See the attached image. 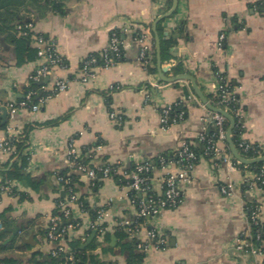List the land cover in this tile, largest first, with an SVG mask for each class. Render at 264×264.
<instances>
[{
    "label": "crops",
    "instance_id": "0c3cea01",
    "mask_svg": "<svg viewBox=\"0 0 264 264\" xmlns=\"http://www.w3.org/2000/svg\"><path fill=\"white\" fill-rule=\"evenodd\" d=\"M168 2L0 0V25L5 17L10 18L13 26L32 22L38 33L55 41L66 59L67 66L57 68L49 81L45 80L47 88L57 78L71 79L70 89L48 99L40 111H32L19 103L15 116H8L6 127L0 128V139L6 136L8 128L23 134L32 128L26 149L30 153L26 172L38 185L34 189L30 183L13 179L0 187L1 239L4 243L15 242L12 250L0 256L18 258L24 264L36 263V257L40 262L45 261L54 245L43 231L56 211L59 198L65 195L58 174L67 170L69 174L81 175L77 192L88 204L87 211L72 205L73 216L82 225L70 229V237L86 236L92 221L90 209L106 206L110 228L108 236L99 239L94 254L104 264H128L124 249L127 240L113 227L118 220L134 214L130 188L109 177L103 179L99 189H93L89 179L69 166L68 148L72 138L79 150L101 141L102 148L92 153L89 165L98 168L121 161L123 169L130 171L136 162L173 152L184 141L194 142L208 128V120L204 119L209 116L208 109L195 100L190 102L185 119L164 127L161 109L182 98L183 89L173 82H159V73H150L138 60L140 45L135 31L151 28L152 33L154 22L172 8L173 4L169 7ZM260 2L264 0H179L177 10L165 18L164 26L168 34L181 22L186 23L188 38L179 39L171 61H184L205 94L217 91L218 77L213 68L225 73L235 84L234 92L240 103L238 112L245 129L243 137L264 148V4ZM115 29L125 33L124 60L100 69L89 84L76 79L83 60L100 53L109 44ZM222 33L227 39L220 48ZM0 41L5 49L3 61H7L0 63V105L8 101L18 103L23 99L31 73L41 61L16 65L13 44L4 35ZM150 82L162 83V86L147 100L145 84ZM114 83L121 89L112 93V104L108 105L107 90ZM111 110L122 113L121 125L112 121ZM58 119V123L50 124ZM218 144L231 151L228 141ZM8 161L16 166L20 164L19 159L9 160L0 146V168ZM248 166L232 168L226 163L216 166L201 157L191 172L192 182L179 185L181 204L153 219V225L167 237L168 246L151 248L144 264H261V256L236 248V241L250 229L248 207L252 203L263 204L264 219V197L254 183L255 171ZM162 174L159 168L154 170L157 191L161 188ZM230 180L236 192L228 197L221 192L220 185ZM5 225L11 230H4Z\"/></svg>",
    "mask_w": 264,
    "mask_h": 264
},
{
    "label": "built area",
    "instance_id": "2783aa9c",
    "mask_svg": "<svg viewBox=\"0 0 264 264\" xmlns=\"http://www.w3.org/2000/svg\"><path fill=\"white\" fill-rule=\"evenodd\" d=\"M19 34L31 36L34 44L38 48V59L41 63L34 69L30 75V79L45 83L47 77L54 75L57 68H64L67 66V61L58 51L55 41L48 39L43 33H38L35 29V25L32 22L19 24L17 26ZM127 30V29H126ZM139 47L138 60L142 66L147 70L149 65L152 64L153 59V36L151 28L146 29L142 32L141 37L136 38ZM227 39V35L222 33L219 37V47L223 48ZM121 45L123 40L120 39L116 29L112 30L110 34L109 44L97 54H91L87 56L76 74V79L84 84L93 82L100 69L106 67H112L117 65L118 61L122 57ZM99 60L103 61L99 64ZM218 77L217 93L218 91L224 90L225 85L221 83L225 78L222 76ZM149 87L146 88V99L151 98V93L158 91L162 83L150 82ZM71 79L69 77L57 78L51 88H47L46 85L43 89L48 92L47 95L41 97L36 103L30 106L32 111H40L47 100L54 95L68 91L70 89ZM121 86L118 83L112 84L108 89H119ZM34 92H28L26 94L27 101L21 103L22 106L28 107V103L32 98ZM230 92L226 91L224 94V100H228ZM192 100L198 101L206 109L205 104L193 94ZM234 100H236L234 98ZM8 109V116L14 117L19 106L16 102L8 101L7 103L0 105ZM221 109V108H220ZM173 111V103L163 107L161 109V123L164 127H168L174 123H179L183 120L185 111H181L175 115H171ZM226 111V110H224ZM209 116L204 118L213 120L216 122L218 127L217 137H208L207 128L198 134L197 139L201 142H206L207 146L204 154L198 155L193 147L194 142L184 141L174 151V157L167 159L164 155L160 154L156 157V160H144L136 162L132 170H124L121 161L116 163H106L101 167L94 168L89 164L82 163L79 158L82 150H79L75 144L74 139L70 140L68 148V163L73 170H78L89 179L93 186L98 177V172L101 173L102 179L109 177H119V181H122L131 190V202L135 207L133 216L118 220L115 224L114 230L118 232H125L130 238L137 240L138 248L144 252H148L151 248H165L168 246L167 237L158 231L153 225V219L161 216L162 213L167 209H175L182 202V193L179 189L180 183L192 182L191 172L194 166L197 164L201 157H206L216 166L221 163H226L230 167L234 168L238 166L235 162V158L231 151H227L219 146L220 141H227L228 127L226 126L227 117L219 112L208 109ZM239 116V122L244 127L243 119ZM110 118L116 125L123 123V115L118 110L110 111ZM244 134V133H243ZM243 134L241 136L240 146L245 151L253 148L252 144L248 142ZM24 134L15 128H8L6 136L0 139V146L4 153L9 156V160L13 161L19 159V153L15 143ZM233 136V133L230 134ZM102 146L99 144L96 147L90 149L89 153L91 157L97 150H100ZM261 157V156H259ZM240 162V161H239ZM158 163V166L156 164ZM246 165V164H244ZM159 168L163 174L159 177L160 190L157 191L154 185V170ZM264 167L261 172L256 173L254 183L260 189L264 197ZM58 179L62 183V190L64 192L63 199H59L57 206L59 213H54L50 219V223L47 227V240L51 242L54 247L51 250L53 255H58L61 252H66L68 247L66 245L65 235L70 229H78L81 227V221L77 220L73 216L72 205H78L83 211H87L88 205L81 200L80 195L75 190L73 185V179L69 176L58 174ZM220 190L225 196H232L236 192V186L233 181H229L225 184L220 185ZM95 216L92 217L90 231H94L95 235L102 239L107 233L110 226L108 225V209L106 206L96 205L94 206ZM263 204L257 203L253 206L248 207V220L250 223V229L247 234L239 238L236 241V248L241 251H247L254 255L262 257L261 264H264V228H255L259 225H264V219L262 217ZM2 224L0 223V229ZM89 235V234H88ZM86 237H84L85 239ZM69 260L75 259V252H70L68 256Z\"/></svg>",
    "mask_w": 264,
    "mask_h": 264
},
{
    "label": "trees",
    "instance_id": "16d2710c",
    "mask_svg": "<svg viewBox=\"0 0 264 264\" xmlns=\"http://www.w3.org/2000/svg\"><path fill=\"white\" fill-rule=\"evenodd\" d=\"M169 7L172 6L173 0H169L168 2ZM260 5H263L264 2H260ZM3 24L0 25V36L4 35L5 40L10 41L14 46V55H15V63L16 65H23L28 62H32L37 60L38 57V48L36 45H34V41L31 38V36L21 35L19 34L17 26L19 24H24L27 22H19L17 25L13 26L10 23V18L5 17L2 19ZM164 21L160 20L156 26L157 34L159 35L161 39V61L162 65L167 67L166 76L168 77H176L181 74H189V71L186 69V65L184 61H171L174 59L173 51L175 47L178 45L180 38H188L186 34V23L181 22L174 30L166 33V28L164 26ZM120 39L123 40L124 32L121 30L116 29ZM153 37H155V33L152 30ZM142 31L137 30L134 33V36L136 38L141 37ZM1 43V41H0ZM122 50V57L118 61L124 60V50L123 45H121ZM3 52H5V49H3L0 45V63L4 64L7 63V61H3L5 59V56L3 55ZM98 58L100 59L99 54H97ZM103 61L99 60V64H101ZM169 62H173L171 65H164ZM152 74L158 73V67H157V49H156V42L155 38H153V59L152 64L149 65L147 69ZM214 73H216L217 76H222L225 79L221 81L222 84L225 85V89L218 91L217 93L213 94H205L208 101L211 105H213L216 108H221L223 110H226L227 113H229L235 120V125L233 128V136L232 140L238 150V152L247 159H254L259 156H264V148L252 144L253 148L249 149V151H245L243 147L240 146L241 143V136L244 133L245 129L242 127V123L239 122V116H237L236 112L240 109V103L237 94H235V84L228 79L227 75L225 73H219L217 70V67L213 68ZM173 84L177 87H181L183 89V96L182 98L178 99L176 102L173 103V111L171 115H175L177 113H180L181 111H185L184 118L185 119L188 115L190 102L192 101L191 96L195 94L192 84L187 79H180L173 82ZM47 85L46 83H40L37 81H34L29 78V83L24 89V96L23 99H19V103L27 101L26 94L28 92H34L32 94V98L28 103V107L32 106L34 103H36L41 97L48 94L47 91L43 89V86ZM145 87H149L148 84H145ZM121 89V87L119 88ZM119 89H108L106 94V99L108 105L112 104V93L115 91H118ZM202 89V88H201ZM203 90V89H202ZM226 91L230 92V96H228V100H224V94ZM204 92V91H203ZM198 97V96H197ZM199 98V97H198ZM234 98L236 100H234ZM59 122L58 120L51 121L50 124H56ZM7 124H2V120H0V128H5ZM231 125V122L229 119H227L226 126L229 128ZM32 128L29 127L27 129V132L20 137V139L15 143L18 153H19V160L20 164L16 166L15 164H11L10 161H8L0 171V177L2 178V182L0 183V187L3 185H6L9 180L18 179L25 183L32 184V187L35 189L38 187L37 181L35 178L31 177L29 173L26 172V168L29 166L30 162V153L26 150L29 146L28 143V136L29 132ZM218 134V127L216 125V122L213 120H210L208 123L207 128V136L208 137H214L216 138ZM101 144V141H98L94 143L91 146H86L83 148L82 153L80 155L79 160L82 163L90 164L92 157L89 153L90 149L96 147L97 145ZM207 143L201 142L198 139L194 141V149L198 155L204 154L206 149ZM167 159H172L174 157V151L173 152H165L162 153ZM156 160V158L154 159ZM235 162L238 164L239 167H245L243 163L239 162L235 159ZM158 166V163L156 164ZM251 168L255 173H260L262 167H264V162H257L253 163L248 166ZM61 175L69 176L73 179V185L75 187V190L77 191V183L80 181L81 175H76L75 173H68V171H62ZM117 180H119V177H115ZM264 178V175L262 176ZM95 186H93V189H99V187L103 184V179L101 177V173L98 172V177L95 181ZM122 183V181H120ZM22 198H25L26 196L23 194L21 195ZM59 199H63V197H60ZM81 200H84L86 203V199L81 197ZM87 204V203H86ZM256 202L252 203L251 206L255 205ZM88 205V204H87ZM56 213H59V208L56 207ZM91 215L94 218L95 211L94 209H90ZM263 229L264 225H259L258 227ZM94 231H89V235L93 234ZM85 234L86 236L82 237H70L69 232L65 235L66 245L68 247L66 252H61L58 255H53L52 251L48 255L45 256V261L40 262L38 261L39 257H36V263L34 264H104L101 262L98 255L94 254V250L98 247L100 244L99 238L95 236V238L91 241V243L88 244L85 248L83 247V244L87 241L89 238V235ZM120 236L127 240L126 244L124 245V249L128 253L127 263L128 264H144V260L146 258L147 253L140 250L137 245V240L130 238L125 232H118ZM43 235L47 236V229L43 231ZM107 237L108 235L105 234ZM0 234V255L5 254L8 250H12L15 247V242H9L4 243L2 242ZM84 237H86L84 239ZM70 252H75V259L69 260L68 256ZM0 264H24V262L18 258L12 257V256H0Z\"/></svg>",
    "mask_w": 264,
    "mask_h": 264
},
{
    "label": "water",
    "instance_id": "95a60500",
    "mask_svg": "<svg viewBox=\"0 0 264 264\" xmlns=\"http://www.w3.org/2000/svg\"><path fill=\"white\" fill-rule=\"evenodd\" d=\"M173 6L172 8L165 14L161 15L160 17H158V19L154 22L153 24V32L155 33V42H156V49H157V67H158V73H159V82H165V83H169V82H174L176 80H180V79H187L191 82L192 87L195 91V93L197 94V96L199 97V99L202 101L203 104L206 105V107L212 111H216L219 113L224 114L231 122V125L228 129V137H227V141L229 143V147L231 150V153L233 154L234 158L238 161H240L243 164L246 165H251L253 163H257V162H264V156L261 157H257L254 159H247L244 158L237 150L232 137L230 136V134L233 131L234 125H235V120L234 118L227 113L226 111H224L223 109L220 108H216L213 105L210 104V102L208 101L206 95L204 94L203 90L201 89V87L199 86L196 78L191 75V74H181L178 75L176 77H168L166 76V71H167V67L162 65V61H161V39L159 37V35L157 34L156 31V26L158 24V22L160 20H163L169 16H171L172 14L175 13V11L177 10L178 7V3L179 0H173ZM46 81H49V77L46 78ZM2 114H0V120H2V124H6L7 123V117H8V109L6 107L2 108ZM2 169H0L1 171ZM2 182V178L0 177V183ZM4 230H11V228L7 227L6 225L4 226ZM95 238V234H92L91 237L86 241V243L83 244V247L85 248L86 246H88L89 243H91V241Z\"/></svg>",
    "mask_w": 264,
    "mask_h": 264
}]
</instances>
